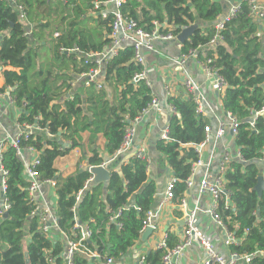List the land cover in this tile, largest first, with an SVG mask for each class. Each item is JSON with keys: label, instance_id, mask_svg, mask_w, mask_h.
Returning a JSON list of instances; mask_svg holds the SVG:
<instances>
[{"label": "trees", "instance_id": "obj_1", "mask_svg": "<svg viewBox=\"0 0 264 264\" xmlns=\"http://www.w3.org/2000/svg\"><path fill=\"white\" fill-rule=\"evenodd\" d=\"M100 1L103 0H17L32 23V33L24 35L25 24L13 9V3L0 0V78L1 90L12 87L10 94L20 109L19 122L33 123L38 116L39 124L48 127L53 135L40 133L22 144L40 150L37 169L41 177L56 176L55 213L60 227L65 231L71 228L73 212L70 208L75 206L79 221L93 217L96 222L91 224L92 228H99L86 242L87 246L94 248L96 243L103 252L119 257L138 239L145 212L155 203L156 187L147 178L146 162L129 156L126 163H121V173L112 168L113 164L107 165L111 169L108 181L105 184L90 182L79 201L74 194L91 175L89 170L77 168L62 178L57 177L54 166L58 157L73 147L82 146L85 139L91 146L87 164L99 165L103 158L96 146L97 139L102 137L105 151L113 154L120 146L128 120H132L154 95L143 81H131L142 66L132 60L133 47L128 45L105 66V79L113 93H117L113 102L106 100L103 88L98 90L93 86L84 87L82 91L73 89L72 100L61 99L70 90L68 81L72 74L89 68L83 63V57L77 59L76 54L66 50L74 47L82 51L100 50L108 41L106 34L111 29L112 16L95 18L89 13ZM223 2L126 0L122 11L133 16L146 30L153 27V20L161 23L166 20L175 33L196 24L181 51L205 46L207 57L214 60L219 69L226 83L222 108L240 122L234 141L246 160L245 163L238 160L229 163L225 172L227 192L222 194L219 209L228 227L241 239L239 246H230L229 250L243 253L264 250V190L258 193L255 189L263 168L258 160L264 151V116L259 115L253 127L249 123L252 112L264 105V54L260 55L264 38L256 35L259 24L248 16L247 4L241 0L240 11L220 31L222 41L212 47L207 45L215 33L214 23L224 12ZM56 31L59 35L55 37ZM180 93L167 99L168 104L175 106L177 114L168 120L169 139H158L156 149L178 180L175 196L182 198L185 180L192 162L197 159L193 144L203 141V128L208 121L196 114L195 104L182 86ZM84 131H87L86 136L82 134ZM61 137L70 140L72 147L64 145ZM61 145H64L62 150ZM2 162L9 172L6 197L10 208L8 216H0V264H25L24 252L29 264H48L43 257L44 248L52 250L54 264H65L63 243L60 240L51 243L40 235L36 230L37 221L29 215L32 205L27 200V180L12 148L3 152ZM228 202L230 205L225 208L224 203ZM122 206L126 208L120 217L123 226L118 230L106 221L109 209ZM176 240L170 235L169 246ZM161 254V251H150L145 257L146 264H162ZM80 257H76L77 264L87 263ZM259 261L264 264V259Z\"/></svg>", "mask_w": 264, "mask_h": 264}, {"label": "built area", "instance_id": "obj_2", "mask_svg": "<svg viewBox=\"0 0 264 264\" xmlns=\"http://www.w3.org/2000/svg\"><path fill=\"white\" fill-rule=\"evenodd\" d=\"M9 1L13 3V9L15 11L21 13V15H25V8L22 4L18 3L17 0ZM223 1L227 5V11L224 14H221L214 23L215 33L207 44L211 47L214 46L215 43L222 41L220 31L224 28L225 23L233 19L241 8V1L239 0ZM244 1L248 7V16L252 21L259 24V30L256 32V35L264 38V0ZM125 3L126 0H103L96 2L93 6V14H97L98 17L106 18L109 15L112 16V23L110 25L111 29L108 33V43L102 50L82 51L78 47L66 50L71 53H80L83 57V63L89 65V68L86 71L78 74L76 80L71 81V87L67 93V98L69 100L73 99V86L76 82H80L83 87L93 86L98 90L102 89L104 87L102 69L105 68L110 59L119 54L120 48L124 46L125 43L130 44V42L133 47L132 60L143 67L140 71L134 73L131 81L133 83L143 81L152 92V82L146 75V70L144 68L145 62L141 50L145 49L154 51V42L173 40L175 39V35L171 31H163L161 28L159 29V25L163 27L164 23L157 20L152 21L153 27L150 30L142 28L132 16L123 13L122 7ZM109 8H111V10H109ZM29 34V30L24 31V35ZM182 46L183 43L180 45V48H182ZM206 48L207 47L200 45L196 49L188 47L186 51H181L178 57L174 60L178 66V73L173 79L174 81L177 80V86L184 87L187 95L191 96L192 101L195 104L196 114L207 121L208 118H213L215 121L213 125L209 123V121L204 125L203 141L199 144H193L198 156L197 159L192 162L190 174L185 180L186 190H188L193 184L196 168L205 165L206 168L203 176L199 179L198 191L200 195H207L208 201L203 208L196 204L191 210L185 212L182 229L173 246H169V234L167 235V233H163L162 237L156 238L155 232H157L160 227L159 224H156L154 219L156 215L162 211V208L170 204L175 197V186L178 180L173 175L165 185L164 195L157 209L151 208L146 210L140 234H143L147 228L151 229V233H153L151 239L153 242H150L151 244L149 245H151L154 250L161 251L162 264H175V259L181 256L184 249L192 246L193 243H197L207 255L202 264H262L259 261L264 259V250L262 249L243 253L229 250L227 255L220 254L216 251L213 244L208 240L197 224L198 214H205L223 234L221 241L223 246L229 249L230 246H239L241 244V239L236 237L235 233L228 227L227 222L223 219L219 205L222 194L227 192L225 190V172L229 163L234 159L240 162H244L245 159L237 146L235 148V155L232 154V150L224 147L218 167V173L212 177V174L209 171V163L204 164L200 156L201 149L210 141L216 142L222 139L226 134H230L232 139L235 140L238 133V126L240 124L239 120L228 111L223 110L222 116L215 115L208 98L203 93L204 90L201 88L203 84L205 86L208 84L210 90L217 94H223L226 88V83L223 77L219 74V69L214 64V60L207 57L205 53ZM199 55L202 56V59L198 58ZM190 59L196 61L197 67L203 73V84H200V82L195 80L187 68V62ZM177 75L178 77L175 78ZM171 87L172 84L169 81L164 83V89L168 94H171L172 92ZM10 88L11 87L8 86L7 89ZM0 100H6L10 105L15 104L14 97L5 90H0ZM160 106L159 99L155 95H152L150 102L140 109L138 114L134 116L132 120H128L120 146L112 154L111 158L115 159L123 154L131 153L130 156L144 160L147 165V171L149 170L150 158L147 156L146 146L144 144L136 145L135 143L136 129L137 125L150 113L151 110L165 114L168 116V120L171 116L177 114V110L172 104H168L165 107V110H162ZM259 115L264 116V105L260 110L252 112V118L249 121L252 127ZM127 118L128 117L126 116V119ZM39 120L40 118L37 116L33 123L17 122L15 135H11L2 125L0 120V216L10 208V204L6 197L7 176L9 172L2 162V154L8 148H12L16 157L23 165V175L27 180V200L32 205L29 215L33 216L37 221L36 230L40 235L51 243H54L57 240H60L63 243L64 263L77 264L76 257L81 256L80 258L83 257L87 261L85 264H89L90 262H92V264H117L116 257L108 254L106 251L103 252L102 249H99V245L96 243H94V248L87 246L86 242L90 241L93 232L97 233L99 231V228L94 230L91 226V224L96 222L93 217H90L89 220L85 222L79 221L75 215V206H72L70 210L73 212V225L68 231L63 230L60 227L59 218L55 213V206L44 197L42 191V185L44 184L50 185L53 189L55 188V177H41V174L37 169V166L40 164V150L32 145L22 144V141L35 137L40 133L49 137L53 136L48 127H42L39 124ZM167 124L168 122L165 123L158 136L161 140L169 139V128ZM62 142L67 147L71 146V142L69 141L62 140ZM64 145H61L59 148L62 150ZM128 159L124 161V163H126ZM260 161L263 164L262 171L264 172V151L261 152ZM107 162L108 160H105L98 166L106 168L108 167ZM91 167L92 166L88 168L89 171ZM93 180L94 175L91 173V175L84 181L83 186L74 194L76 201L81 199L84 190ZM186 190L184 193H186ZM179 205L182 209L185 206L184 196L179 199ZM229 205V202L224 203L225 208ZM125 208L126 206L119 207L115 210L109 209L106 221L107 225H114L118 230L121 229L123 223L120 217ZM247 231L248 229H245V233H247ZM43 257L48 264L55 263V258L53 257L50 248L43 249ZM145 257L146 255L144 254L137 255L134 259V264H146Z\"/></svg>", "mask_w": 264, "mask_h": 264}, {"label": "crops", "instance_id": "obj_3", "mask_svg": "<svg viewBox=\"0 0 264 264\" xmlns=\"http://www.w3.org/2000/svg\"><path fill=\"white\" fill-rule=\"evenodd\" d=\"M224 6L226 7L224 8V12L222 14H224L227 11V5L225 3L223 7ZM109 10H111V8H109ZM91 11L89 12L90 15H94L95 18H98L97 14H93V10ZM19 17L21 22L25 24L24 31L29 30V33L31 34L32 23L28 20L26 10H25V15H21V13H19ZM162 23H164V26L161 27L159 25V29L161 28L163 31H171L175 35V39L164 42L156 41L154 42V51L142 49L141 54L145 62L144 68L146 70V75L149 78V80L152 82V92L159 99L161 105L160 107L162 108V110H165L166 109L165 107L168 105L167 99L172 96L177 97V95L180 93V86H177L176 84L177 80L174 81L173 79L174 76L178 73V66L176 65L174 60L178 57L179 53L181 52L180 45L182 44L180 41L177 40V36L183 29L188 28L190 25L182 27L177 33H175L172 30L173 29L172 24H169L166 20H164ZM58 35L59 32L57 31L54 32L55 37ZM190 36L183 43L188 41L190 39ZM106 37H108V34H106ZM106 44H104V46L100 50H102L106 46ZM128 45H131V42L130 44L125 43V45L122 46L120 50ZM92 50L100 51L98 49L95 50L92 48L89 51ZM74 54H76L75 58L77 59H79L78 56L82 57L80 53L75 52ZM262 54H264V45L261 48L260 55L262 56ZM187 68L189 69L190 73L193 75L194 79L200 82V84H203L204 75L201 72V70L197 67L196 61L190 59L187 62ZM78 74L79 72L73 73L72 78H70L68 81V84H70L71 81L76 80ZM102 74L104 81L103 89L106 91V100L111 103L115 100L117 93L116 94L113 93L110 85L107 83L105 79L104 76L105 68L102 69ZM177 77L178 75L175 78ZM168 81L172 84L171 94H168L164 89V83ZM1 82L2 79L0 78V90L2 88ZM75 85H74L75 87L73 86V89L75 90L82 91L84 89V87L80 84V82H76ZM207 86H205L204 84L201 86V88L204 90L203 93L208 98V101L210 102L214 114L217 116H222L223 108L221 104V97L223 94L213 93L210 90L208 84ZM7 88L8 87H5L4 90L10 93L12 87L10 89ZM67 93L65 92L61 97V99L67 98L68 95ZM0 104H1L0 106L1 123L11 135H15L17 128L16 123L19 122L18 118L20 114V109L18 114L15 115L14 110L12 108L13 106H16L15 104L10 105L6 102V100H0ZM83 106H85V103H83ZM208 121L212 125L215 122L213 118L212 119L208 118ZM167 122H168V116H166L163 113L151 110L150 113L137 125L136 135H135L136 145L144 144L146 146L147 156L150 158V164H149L150 166H149V170L147 171V178L148 180H152L156 187L155 203L153 209H157V207L159 206L160 201L164 195L165 185L173 176L171 167L168 166L165 159H163L161 153L156 149V141L159 139L158 136L162 128L164 127L165 123ZM82 134L86 136L87 131L82 132ZM61 140L71 142L70 140L65 139L63 137H61ZM96 146H98L99 155L103 158V161L108 160L107 164L108 165L113 164L112 168L117 172L121 173V168H120L121 163H124V161L128 159L131 153L123 154L122 156H118L115 159L111 158L112 154H109L105 151L104 140L102 137H99L97 139ZM68 147L70 148L72 146H68ZM224 147H227L230 150H232L231 151L232 154L235 155L236 144L235 141L230 136V134H226L222 139L216 142L213 141L208 142L201 149L200 152L201 159L204 162V164L209 163V171L212 174V177H214L218 173V167ZM90 148L91 146L89 145L88 140L85 139L82 146L73 147L65 155L58 157L55 160V164H54V166L56 167L57 177L58 176L62 178L67 177L68 175L76 171L77 168H82V169L86 168L88 170L90 166H95V165L87 164V158L88 156L91 155ZM245 161L242 163H245ZM258 164L261 167L260 160H258ZM106 168H108L111 174V169H109V167ZM205 168H206L205 165L196 168L194 172V179L192 186L188 188V190H186V193L184 192H183L184 194L182 193V195L185 198V206L183 207V209L180 208L179 205L180 198L175 196L174 199L171 201V203L166 205L164 208H162V211L156 215L154 220L156 224H159L160 227L158 231L155 232L156 238L162 237L163 233H167V235L169 234V237L171 235L177 238L183 226V216L185 215V212L191 210L196 204H198L202 208L205 206V204L208 201V196L200 195L198 191L199 179L203 176ZM260 173H261L260 175L263 176L264 172L262 171ZM107 181L101 183H106ZM225 184H226V179H225ZM42 191L44 197L51 204H53L54 202V206L56 208V200H57L56 188L53 189L50 185L44 184L42 185ZM105 193L106 191H104V194ZM197 224L199 228L204 232L208 240L213 244L216 251L222 255H227L229 249L221 244L223 234L215 227V225L212 223L210 218L205 214L199 213ZM152 236L153 233H150L148 237L143 238L142 234H140L138 239H136L132 244V246L128 249L127 253L119 257H116V263L134 264V259L137 255H142V254L147 255L150 251H156L152 248L151 245H149L151 244L150 242H153V240L151 239ZM206 257L207 255L203 251V249L197 243H193L192 246L184 249L181 256L175 259V264H202V262L205 260ZM89 264H92V262H90Z\"/></svg>", "mask_w": 264, "mask_h": 264}, {"label": "water", "instance_id": "obj_4", "mask_svg": "<svg viewBox=\"0 0 264 264\" xmlns=\"http://www.w3.org/2000/svg\"><path fill=\"white\" fill-rule=\"evenodd\" d=\"M239 1H241V0H239ZM225 7L226 6H224V8ZM195 27H196V25L193 24V25H190L188 28L183 29L178 34L177 40L180 41L181 43H183L192 34ZM90 172L94 174V181L95 182H105L108 180V178L110 176V171L107 168H104V167L98 166V165L92 166L90 168ZM255 189L258 193H261L262 190H264V178H263V176H261V175L258 176V180H257L256 186H255ZM6 216H8V212H5L3 214V217H6ZM150 233H151V229L147 228L145 230V232L142 234V237L146 238V237H148V235ZM108 246H109V244H108ZM24 257H25V260H24L25 264H29L27 252H24Z\"/></svg>", "mask_w": 264, "mask_h": 264}, {"label": "rangeland", "instance_id": "obj_5", "mask_svg": "<svg viewBox=\"0 0 264 264\" xmlns=\"http://www.w3.org/2000/svg\"><path fill=\"white\" fill-rule=\"evenodd\" d=\"M12 108H13V110H14L15 115L18 114L19 109L17 108V106H13ZM28 236H29V235L26 234V237H28Z\"/></svg>", "mask_w": 264, "mask_h": 264}]
</instances>
